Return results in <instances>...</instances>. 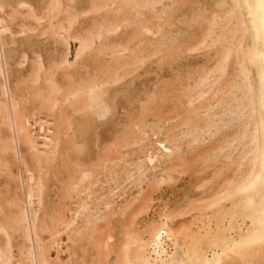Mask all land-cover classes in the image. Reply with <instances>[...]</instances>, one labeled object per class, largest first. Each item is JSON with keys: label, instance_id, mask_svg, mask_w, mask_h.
<instances>
[{"label": "bare ground", "instance_id": "bare-ground-1", "mask_svg": "<svg viewBox=\"0 0 264 264\" xmlns=\"http://www.w3.org/2000/svg\"><path fill=\"white\" fill-rule=\"evenodd\" d=\"M60 1L63 0H51L48 13L56 16L60 12L62 14L64 8ZM178 1L97 0L90 14H110L112 20L106 24L101 21L95 31L81 37L78 32L77 37L70 34L77 17L68 16L67 22L57 24L56 21L53 23L56 16H52L51 34L63 44L64 53L51 68H46V62L43 63L40 55L35 53L37 58L33 60L29 75L20 81L21 85L26 86L20 89V93L17 89L18 94L11 85V69L5 54L6 38H15V32L5 18L7 13L4 15L6 2L0 0V176H6L7 181L14 185L13 195L10 194V198L6 200L8 213L0 206V264H264V0H207L212 2L210 10L199 5L201 0H196L197 8L188 15L190 18L185 22L182 19V32H174L175 26L167 23V16H172L171 9ZM30 5L21 2L18 6L26 10L27 17L38 22L35 10ZM179 8L180 11L182 7ZM20 11L14 9L12 16L16 18ZM68 12L65 9V13ZM97 15L92 16L96 19L101 16ZM131 25L136 26V32L128 44L105 47V40L109 36L113 39V34ZM193 26L202 31L200 39H196L193 47L190 44L191 48L187 45L189 48L185 47L183 51L182 48L176 49L175 53L181 51L184 54L185 50L190 49L186 51L190 57V51L199 56L201 52L198 54V51L212 52L209 62L206 61L210 65L205 66V62V67L198 71L195 69L196 77L192 75L195 79L190 85L184 82L186 86H181V81V88L177 89L175 82V94L170 87H165L168 92L171 90V99L166 98L169 95H164L165 99L157 91L161 100H171V104L174 103V106L171 105L174 111H181L180 116L177 112L181 119L179 122V117L177 118L180 128L175 131L171 126V130L162 126L161 123L167 117L170 119L167 114V117H162V122H153L156 120L154 119L148 125L145 119L151 115L148 111L152 113L153 110L147 109L143 104L139 116L132 113L138 117L131 116V120L122 124L113 138L106 140L108 143L102 147V153L100 150L101 155L88 163L81 162L75 157V153V159H71L73 157L69 154L70 151L72 153L79 146L72 129L73 122L76 128L79 126L74 117L85 118L94 124L113 120V102L109 98L112 87L115 88L114 85L126 80V76H132L131 73L137 72L151 56L171 50L169 47L173 48L172 45L183 35V31ZM71 40H76L77 46L70 61L68 56ZM174 49L172 56L175 54ZM92 54L108 58L107 65L100 74H90V78L70 85L57 80L60 71L63 78L70 79L72 75L69 71L76 67V63ZM25 55L16 63L18 71L26 63ZM164 59L169 60L168 57ZM65 79L63 80L66 81ZM168 83L166 84L169 85ZM162 89L164 91V87ZM156 99L150 101L149 98L148 105H151L149 101L153 105ZM165 103L161 106H166ZM174 111H171L172 117H175L173 114L176 115ZM132 117L135 119L132 120ZM206 144H210L208 149L203 147L201 151V147ZM67 145L71 148L70 151L67 150ZM131 150L138 153H135L136 157L134 155L135 159L132 161L129 156L128 161L126 155ZM186 151L190 155L182 156ZM194 163L202 167L199 166V170L196 166L199 174L207 173L196 185V194L181 207L172 208L163 203L164 206L157 205L159 210L155 215L153 212L151 217L147 216L150 211L147 210V204L151 201L149 196L152 197L159 190L156 186L159 188L160 185L164 186V183L177 179L179 176L176 178L175 173L180 175L195 171L192 177L197 175L198 171L190 170ZM57 166L59 168L56 169ZM196 167L194 166L195 169ZM50 177L56 181L54 201L47 199V182ZM121 177H124L125 184L129 180L134 188L136 186L139 191L143 190V195L146 190L143 184L152 180L150 185L155 184L157 192L153 190V185L149 187L148 184L150 191H155H152L154 194L146 191L149 199H143L137 193L140 198L131 196L134 198H131L132 202L129 199L130 202L125 206H118L121 216V213L132 208V203L136 206L138 199L140 202L144 200L138 205L135 214L133 211L132 216L128 214L130 220L126 217V223L120 222L124 226L116 228L119 230L116 232L112 228L111 219L110 226L107 219L116 213L117 200L112 196L119 188L118 181H122ZM189 177L191 178L190 175ZM1 187L4 188V185ZM140 215L146 217L139 221ZM114 220L113 223L116 224ZM62 235L70 243L65 251L61 249ZM16 238L21 239L17 245ZM52 251H55L54 257ZM62 252L67 253L66 260L64 256V259L61 257V254L64 255Z\"/></svg>", "mask_w": 264, "mask_h": 264}, {"label": "rangeland", "instance_id": "rangeland-1", "mask_svg": "<svg viewBox=\"0 0 264 264\" xmlns=\"http://www.w3.org/2000/svg\"><path fill=\"white\" fill-rule=\"evenodd\" d=\"M14 1H15V3H14ZM50 1L51 0H3V3H5L4 5L6 6L5 7V11H4V15H5V18L7 19V21H8V23L10 24V26L12 27V30H13V32H15V38H13V37H7L6 38V46H5V54H6V58H7V61H8V63H9V68L11 69L10 70V79H11V85H12V87L13 88H15V91H16V93H18V91H19V93L21 92L20 91V89H24L25 88V84H22L21 85V82L20 81H22V80H24L28 75H29V73H30V70H31V66L33 65V60H35L36 58H37V55H35V53L37 54H39L40 55V57H41V60L43 61V63L44 62H46V64L44 63V65H45V67L46 68H51L52 67V65L54 64V63H56V61H58L59 59H60V57L62 56L61 54H63L64 53V46H63V44L62 43H60V41L58 40V39H56L55 37H54V35H52L51 34V27H50V19H51V17L52 16H56L55 14H50V13H48V7H49V5H50ZM72 1V0H71ZM71 1L70 0H63V1H60L61 2V5H62V8H64L63 9V11H62V14H61V12L56 16V18L53 20V23L55 22V23H57V24H61V23H64V22H67V18H68V16H75V17H77L78 19H76L77 21L72 25L73 27H71L72 29H71V31H70V34H72V36L73 37H77V32H78V36L79 37H81V36H85V35H87V34H89V33H91L92 31H95L97 28H98V26H99V24H101V21H102V23H104V24H106L109 20H112V17H111V15L110 14H107L106 15V13H105V16H104V13H97L98 15L100 14L101 16H98L96 13L94 14H90V13H92L91 11V9H92V6L94 5V3L97 1V0H73L72 1V3L73 2H75L74 3V5L71 3ZM9 2V3H8ZM21 2H26V3H28L29 5H30V3H31V5H32V8L35 10L34 12H35V14L37 15V18L39 19V21L37 22L36 20H34V19H31V18H29V17H27L26 16V10H24V8H20L18 5L21 3ZM183 2H185V3H183ZM194 3V4H193ZM179 4V5H178ZM183 4V5H182ZM184 4H185V6H184ZM210 4H212V2L211 1H207V0H201V3L199 4V5H202V6H206L205 8H207L208 10H210L209 8L210 7H212V6H210ZM12 5V6H11ZM30 5V6H31ZM69 5V6H68ZM88 5V6H87ZM178 5V6H177ZM193 7H192V6ZM196 5V6H195ZM10 6L12 7V8H10ZM74 6V7H73ZM182 7L181 8V10L179 11V7ZM208 6V7H207ZM69 7H71L70 9H69ZM72 7H73V9H72ZM78 8L79 9V11H77L78 9H76V8ZM87 7H89V8H87ZM176 9H175V8ZM192 7V8H191ZM7 8V9H6ZM173 9H171L172 10V12H171V14H172V16H167L168 18V22L167 23H169V24H171V25H174L175 27H174V32H176V31H181L182 32V30H183V25H182V23H183V21H182V19H184V22L185 21H187L189 18H190V16H188L189 14H191L196 8H197V1L196 0H179L178 1V3L177 4H175V5H173V7H172ZM179 8V9H178ZM189 8V9H188ZM14 9H19V11H20V14L18 15V16H16V18H15V16H12V11L14 10ZM65 9L67 10V14L65 13ZM178 9V10H177ZM212 9V8H211ZM23 10H24V12H23ZM76 10V11H75ZM188 10V11H187ZM75 13H74V12ZM71 12V13H70ZM79 12H80V14H79ZM73 13V14H72ZM85 14H87V15H85ZM89 14V15H88ZM181 14V15H180ZM63 15H64V17H63ZM66 15V16H65ZM80 15V16H79ZM93 15V16H98V18L96 19V17H91V16ZM184 17H183V16ZM21 16V17H20ZM23 16H25V17H23ZM42 16H44L43 17V19H42ZM61 16V17H60ZM79 16V17H78ZM85 16V17H84ZM108 16V17H107ZM174 16V17H173ZM59 17V18H58ZM82 17V18H81ZM88 17V18H87ZM90 17V18H89ZM102 17H103V19H102ZM111 17V18H110ZM148 17H150V16H148ZM171 17V18H170ZM181 17V18H180ZM25 18V19H24ZM48 18V19H47ZM63 18V19H62ZM106 18V19H105ZM170 18V19H169ZM176 18V19H175ZM179 18V19H178ZM186 18V19H185ZM59 19H62V20H59ZM99 19V20H98ZM166 19V20H167ZM177 19H178V21H177ZM16 20V21H15ZM27 20H28V22H27ZM90 22H89V21ZM95 20H97V21H95ZM176 20V21H175ZM181 20V21H180ZM19 21V22H18ZM43 21H45V22H43ZM88 21V22H87ZM93 21H95V22H93ZM99 21V22H98ZM103 21H105V22H103ZM170 21V22H169ZM173 21V22H172ZM176 22V24H178V25H176L175 24V22ZM16 22V23H15ZM47 22V23H46ZM172 22V23H171ZM12 23V24H11ZM22 23H23V27H21L22 26ZM28 23V24H27ZM40 23V24H39ZM42 23H44V24H42ZM77 23V24H76ZM31 24H32V26H31ZM66 24V23H65ZM88 24V25H87ZM94 26H93V25ZM40 25H41V27H40ZM75 25V26H74ZM91 25V26H90ZM26 28H25V27ZM28 26H29V28H28ZM42 26H44V27H42ZM57 26V25H56ZM79 26V27H78ZM132 26V27H131ZM130 27H127V28H124V29H126V31H127V33H126V31L124 30V29H121L120 31H118V33H116L115 35L113 34L112 36H113V39H111L112 37L111 36H109L108 38H107V40L109 41H107V40H105V47H116V45L117 46H125L126 44H128L131 40H132V36L134 35V33L136 32V26L135 25H131ZM33 27V28H32ZM76 27V29L78 30H76V29H74ZM78 27V28H77ZM134 27V28H133ZM178 27V28H177ZM19 28V29H18ZM28 28V29H27ZM37 28V29H36ZM42 28H43V30H42ZM55 28V27H54ZM82 28V29H81ZM92 28V30H90ZM131 28V29H130ZM176 28V29H175ZM33 29H34V31H33ZM85 29V30H84ZM199 29V30H198ZM22 30H24V32H20V31H22ZM32 30V32H30V31ZM39 30H40V32H39ZM48 30H50V32H48ZM76 30V31H75ZM87 30H89V31H87ZM123 30V31H122ZM197 30V31H196ZM26 31V32H25ZM81 31H83V32H81ZM125 31V32H124ZM196 32V34H195V32ZM20 32V33H19ZM36 32V33H35ZM39 32V33H38ZM47 32V33H46ZM74 32V33H73ZM79 32H81L80 34H79ZM87 32V33H86ZM124 32V33H123ZM194 32V33H193ZM27 33V34H26ZM30 33V34H29ZM34 33V34H33ZM46 33V34H45ZM120 33V34H119ZM201 33H202V31H200V28H198L197 26H193V27H190L189 29H186L185 31H183V35L182 36H180L174 43L175 44H173L172 46H173V48L172 47H169V48H171V50L169 51V50H167L166 51V53H168V55H166V53H160V54H157V55H154V56H151L147 61L148 62H146L142 67H139L138 69V71L137 72H135V71H133L131 74H132V76H130L129 77V75H128V77L126 76V80L124 79L123 81H122V83H118L117 85H114V87L116 86H118L116 89L115 88H113L112 87V90L113 91H111V92H109V94H110V96H109V98H111L112 100V102H113V109H114V118H113V120H110V121H106V122H99V124L96 122L95 124L94 123H91L89 120V122L87 121V119H85V118H79L78 116V118L75 116L74 117V121H75V119H76V121H75V123H76V125L78 124L79 126H77L78 128H76L75 127V124H74V122H73V126H72V129L74 130V132H75V136H76V140H77V142L79 143V148H81V150L78 148V147H76V149H75V151L73 150V152L71 153V148H69V145H67V150H69L70 151V155H71V157H73V158H71V159H75V157L77 158L78 157V159L81 161V162H84V163H88L89 161H91V160H93V159H95L96 158V156L97 155H101L100 154V150H101V153H102V149L104 148V146H105V144L106 143H108L107 141H109L111 138H113V136H115V134L116 133H118L119 131H120V128L123 126L122 124H125L126 122H128L127 120H131V116H134V117H138L139 115H140V112L142 111V107H141V105H143L144 104V106L145 107H147V109L148 108H150V110H153V112L155 113H151V111H148L149 112V114H153L152 116L151 115H149L150 117H148V116H146V121H147V124L148 125H150V123L149 122H152V120H154V119H156L155 121H153V122H162V120H163V118L164 117H167V116H170V119L167 117V119L166 120H164L163 121V123H161L162 124V126H164V128H169L170 130H171V128H173L175 131L176 130H178V128H180V125L178 124L179 122H180V114H181V111L180 110H175L176 111V115L175 114H173V116H175V117H172V113H171V111L173 112L174 111V108L172 107V106H174L173 104H171V100L170 101H167V105H166V101H163V100H161L162 99V97H164L165 98V96L164 95H169V96H167L166 98H168L169 97V99H171L170 98V96L171 95H173L172 93H171V90H172V92H173V90H174V88H176V86H177V89L178 88H181V86H183V84H184V82L185 83H187V85H190V84H192L193 82H194V77H196V72L198 71V69H200V68H202L203 66H204V64H205V62L206 61H208V58L212 55V52H209V51H207V53H204V52H206V50H203V53H202V51H198V54H200L199 52H201V54H200V56L199 55H197L196 54V52H192V51H190V57H189V55H188V52L186 53V51H189L187 48H189L187 45H189L190 46V48H191V45L190 44H193L192 45V47L195 45V43L200 39V37H201ZM22 34H25V35H22ZM47 34H49V35H47ZM128 34H129V36H128ZM192 36H191V35ZM194 35V36H193ZM196 35V36H195ZM185 36V37H184ZM186 36H187V38H186ZM53 37V38H52ZM111 37V38H110ZM125 37H126V39H125ZM20 38H22V39H20ZM55 38V39H54ZM183 40H182V39ZM12 39V40H11ZM32 39V40H31ZM41 39V40H40ZM188 39V40H187ZM189 39H192V40H189ZM196 39H197V41H196ZM56 40V41H55ZM117 40V41H116ZM182 40V41H181ZM74 40H71L70 41V55L68 56V58H69V60L71 61L72 59H73V55H74V51L76 50L75 48H76V46H77V42H76V40L73 42ZM184 41H186V43L184 42ZM191 41V42H190ZM108 42V43H107ZM124 42V43H123ZM178 42V43H177ZM180 42H181V44H180ZM189 42V43H188ZM193 42V43H192ZM60 43V44H59ZM106 43H107V45H106ZM116 43V44H115ZM119 43H121V44H119ZM188 43V44H187ZM25 44V45H24ZM114 44V45H113ZM134 44V43H133ZM182 44H186L185 46L184 45H182ZM180 45H181V47H180ZM21 46V47H20ZM175 46V47H174ZM177 46V47H176ZM184 46V47H183ZM17 47V48H16ZM49 47V48H48ZM185 47H187L186 49L187 50H185V53L183 54V52L181 53V51H183V48L185 49ZM16 48V49H15ZM19 48V49H18ZM175 48V49H174ZM181 48H182V50H181ZM173 49H174V53H175V51H176V49L177 50H181V51H177L173 56H172V54H173ZM13 50V51H12ZM17 51V52H16ZM54 51V52H53ZM55 51H56V53H55ZM73 51V52H72ZM28 52V53H27ZM172 52V53H171ZM13 53V54H12ZM26 55H25V54ZM181 53V54H180ZM163 54V55H162ZM169 54H171V56L169 55ZM183 54V55H182ZM191 54H196L195 56H191ZM208 54V55H207ZM19 57H18V56ZM23 55H25V57H27L26 59V63H25V65L22 67V69H20V71H18L19 70V67H17L16 66V63L21 59V57L23 56ZM31 55V56H30ZM38 55V56H39ZM43 55V56H42ZM160 55V56H159ZM165 55H166V57H165ZM181 55H182V57H181ZM186 55V56H185ZM203 55V56H202ZM57 56V57H56ZM163 56V57H162ZM175 56V57H174ZM188 56V57H187ZM197 56V57H196ZM49 57V58H48ZM87 57H88V59H87ZM87 57H85V58H83L84 59V61H83V59H81V61H79V62H77L76 64V67L74 66L70 71H69V73H70V75H72V77L70 78V79H65V78H63V76H62V74H61V71L60 72H58V74H57V80L60 82V83H62L63 84V82H64V84L65 85H70V84H72L73 82L74 83H79L78 81H83V80H86V79H88V78H90L91 76H95L96 74H100L101 73V71L103 70V68L104 67H106V65H107V60H108V58L107 57H105L104 59L102 58V57H97V56H95V55H93L92 54V56L91 55H88ZM91 57V58H90ZM155 57H156V59H155ZM158 57V58H157ZM169 58V60H170V62H169V60H166V59H164V58ZM171 57H173V58H175L176 59V61L174 60V59H172ZM184 57V58H183ZM187 59H186V58ZM194 57H196V59L194 58ZM201 57H202V59H201ZM206 57V58H205ZM16 58V59H15ZM45 58H46V60H45ZM154 58V59H153ZM11 59V60H10ZM14 59V60H13ZM53 59V60H52ZM57 59V60H56ZM95 59V60H94ZM97 59H99V60H97ZM151 59V60H150ZM161 59L163 60H166V61H161ZM184 59V60H183ZM199 59H200V61L201 62H199ZM15 60H17V61H15ZM32 60V61H31ZM87 60V61H86ZM91 60V61H90ZM93 60V61H92ZM101 60V61H100ZM171 60H173V61H171ZM195 60V61H194ZM10 61H11V63H10ZM105 61V62H104ZM153 61V62H152ZM155 61V62H154ZM161 61V63H159ZM175 61V62H174ZM186 61V62H185ZM192 61V62H191ZM48 62L50 63V64H48ZM80 62H81V64L83 65V67L81 68V64H80ZM97 62V63H96ZM172 62V63H171ZM173 62H174V64H173ZM180 62V63H179ZM182 62H183V64H182ZM188 62V63H187ZM209 62V61H208ZM30 63V64H29ZM85 63V64H84ZM93 63V65H91ZM96 63V64H95ZM101 65H100V64ZM152 63V64H151ZM163 63V64H162ZM165 63V64H164ZM166 63H167V65H168V67H167V65H166ZM168 63H170V64H168ZM195 63V64H194ZM198 63V64H197ZM200 63V64H199ZM160 64H162L161 66H159ZM174 66H173V65ZM178 64H182V66H180V65H178ZM186 64V65H185ZM188 64V65H187ZM203 64V65H202ZM208 64V65H207ZM28 65V66H27ZM88 65H91V66H89L88 67ZM175 65H177V66H175ZM185 65V66H184ZM194 65V66H193ZM195 65H196V67H195ZM210 65V63H207L206 62V64H205V66H209ZM12 66V67H11ZM88 68H87V67ZM166 66V67H165ZM199 66V67H198ZM204 66V67H205ZM14 67H16V68H14ZM80 67V68H79ZM91 67V68H90ZM165 67V68H164ZM175 67V68H174ZM188 67V68H187ZM27 68V69H26ZM77 69L76 71H75V69ZM79 68V69H78ZM83 68L85 69V70H83ZM142 68V69H141ZM164 68V69H163ZM167 68V69H166ZM171 68V69H170ZM177 68V69H176ZM185 68V69H184ZM15 69H16V72H15ZM26 69V70H25ZM88 69H89V71H88ZM140 69H141V71H140ZM145 69V70H144ZM149 69V70H148ZM194 69V70H193ZM197 71H196V70ZM74 72H73V71ZM96 70V72H94ZM156 70V71H155ZM174 70V71H173ZM188 70V71H187ZM71 71H72V73H71ZM80 71H82L81 73H79ZM170 71V72H169ZM177 71V72H176ZM188 73H187V72ZM191 71V72H190ZM196 71V72H195ZM75 72H77V74L75 73ZM93 72V73H92ZM135 72V73H134ZM89 73V74H88ZM133 73H134V75H133ZM180 75H179V74ZM187 73V74H186ZM189 73H190V76H188L189 75ZM13 74V75H12ZM61 76H60V75ZM80 74V75H79ZM81 74H83V76H87L86 78L85 77H82V75ZM90 74H91V76H90ZM153 74V75H152ZM19 75V76H18ZM78 76V78H76L77 76ZM89 75V76H88ZM158 75V76H157ZM176 75V76H175ZM184 75V76H183ZM194 77H193V76ZM14 76V77H13ZM145 76V77H144ZM180 76H182V77H180ZM188 76V77H187ZM192 76V77H191ZM16 77V78H15ZM60 77V78H59ZM73 77H75V78H73ZM165 77V78H164ZM178 77V78H177ZM187 77V78H186ZM189 77H191V78H193L192 80H191V78H189ZM19 78V79H18ZM80 78V79H79ZM81 78H82V80H81ZM182 78H183V80H182ZM184 78H185V80L186 81H184ZM189 78V80L187 81V79ZM63 79H65L66 81H68V82H70V81H72L71 83H68V82H66V81H64ZM160 79H162V82H161V80ZM164 79H166V80H164ZM174 81H172V80ZM177 79H179L180 80V82L177 80ZM63 80V81H62ZM167 80H168V82H169V80H170V83H168L167 82ZM179 82V83H177V81ZM76 81V82H75ZM124 81H125V83H124ZM141 81H143V82H141ZM160 81V82H159ZM181 81H183L182 82V85L180 84L181 83ZM190 81V82H189ZM156 82V83H155ZM157 82H159V85H158V83ZM165 82V83H164ZM172 82V83H171ZM175 82H176V86H175ZM189 82V83H188ZM192 82V83H191ZM124 83V84H123ZM166 83H168L169 85H167ZM17 84V85H16ZM155 84V85H154ZM164 84H166V85H164ZM173 84H174V86H173ZM179 84L181 85V86H179ZM24 85V86H23ZM141 85V86H140ZM153 85V86H152ZM163 85V86H162ZM23 86V87H22ZM151 86V87H150ZM155 86V87H154ZM159 86V87H158ZM160 86H161V88H160ZM167 86L168 87H170V89H169V92L167 91L168 89H165V87L167 88ZM184 86H186L185 84H184ZM134 87V88H133ZM164 87V91H163V88ZM154 88V89H153ZM17 89H18V91H17ZM118 89V90H117ZM122 89V90H121ZM141 90V91H140ZM159 90V91H158ZM180 90V89H179ZM120 91V92H119ZM134 91V92H133ZM152 91H154L153 93H151ZM157 91L158 92H161V96L162 97H160V96H157L158 94H157ZM166 91V92H165ZM149 92H150V94H149ZM164 92V93H163ZM18 93V94H19ZM119 93H121V95H119ZM167 93V94H166ZM174 93V92H173ZM180 93V92H179ZM175 94V93H174ZM181 94V93H180ZM139 95V96H138ZM150 95V96H149ZM154 95V96H153ZM118 96H120L119 98H118ZM153 98H152V97ZM123 97V98H122ZM139 97V98H138ZM142 97H144L143 99H142ZM148 97V98H147ZM157 97H159V99L158 100H160V101H158L156 98ZM121 98V99H120ZM149 98H150V101H152V100H155L156 99V101L154 102V104L152 105V103L149 101V103L151 104V105H148V100H149ZM165 98V99H166ZM118 101H117V100ZM164 99V100H165ZM168 99V100H169ZM125 100V101H124ZM140 100H141V102H143V103H141L140 102ZM144 100V101H143ZM116 101V102H115ZM138 101H139V103H138ZM161 101H163V102H161ZM145 102H147V103H145ZM159 102V103H158ZM125 103V104H124ZM129 103V104H128ZM159 104L160 105V107H163V106H161L162 104H164L165 103V105L166 106H164L163 108H160L159 107V105H158V108H159V111H161V112H159L158 111V108H157V105L156 104ZM119 105L118 107H117V105ZM145 104H147V105H145ZM138 105V107H136V106ZM169 105H170V107H169ZM172 105V106H171ZM125 107V108H124ZM157 108V113H156V108ZM154 108V109H153ZM139 109V110H138ZM176 109V108H175ZM138 111V112H137ZM169 111H170V114H169ZM175 111H174V113H175ZM119 112V113H118ZM125 112V113H124ZM134 112V113H133ZM166 112H168V113H166ZM177 112H178V115H177ZM137 114L138 116H136V115H133V114ZM124 114H125V116H124ZM159 114V115H158ZM161 114H162V116H161ZM166 114H167V116H166ZM127 115V116H126ZM158 116V117H157ZM161 117V120L159 119L160 117ZM164 116V117H163ZM129 117V118H128ZM134 117H132V120L133 119H135ZM153 117V118H152ZM163 117V118H162ZM172 117V118H171ZM179 117V122H178V118ZM118 118V119H117ZM148 118V119H147ZM151 118V119H150ZM175 119H177V120H175V122H174V120ZM122 120V121H121ZM167 120H169L168 122H166ZM172 120V121H171ZM88 122V123H87ZM152 122V123H153ZM167 124H166V123ZM170 122H172L171 124H170ZM83 123V124H82ZM85 123H86V126H85ZM115 123H116V125H115ZM151 123V124H152ZM89 126H88V125ZM94 124V125H93ZM164 124V125H163ZM178 124V125H177ZM80 125H81V127H80ZM168 125V126H167ZM83 126L85 127V128H83ZM88 126V127H87ZM108 126V127H107ZM115 126V127H114ZM170 126H171V128H170ZM177 126V129L175 128ZM117 127V128H116ZM82 128H83V130H82ZM87 128H88V130H87ZM102 128V129H101ZM108 128V129H107ZM94 129V130H93ZM98 129V130H97ZM104 129V130H103ZM172 129V131H174ZM77 130V131H76ZM87 130V131H86ZM115 130V131H114ZM169 130V131H170ZM97 131V132H96ZM109 131V132H108ZM172 131H170V132H172ZM77 132V133H76ZM83 132V133H82ZM94 132H96V135H95V133ZM100 132V133H99ZM116 132V133H115ZM84 134V135H83ZM79 135V136H78ZM86 135V136H85ZM78 136V137H77ZM101 136V137H100ZM83 137V138H82ZM98 137V138H97ZM86 139V141H85V139ZM80 139V140H79ZM83 139V140H82ZM96 140V141H95ZM107 140V141H106ZM83 141V142H82ZM101 141V142H100ZM95 144V145H94ZM93 145V146H92ZM210 144H206L205 146H202L201 147V151H202V149H203V147L205 148V149H208V147L207 146H209ZM100 146V147H99ZM83 147L85 148V149H83ZM94 147V148H93ZM97 147H98V149H97ZM103 147V148H102ZM91 148H92V150H91ZM204 149V150H205ZM83 150V151H82ZM68 151V152H69ZM76 151H78V154H77V152ZM81 151V152H80ZM85 152H87V153H85ZM93 152V153H92ZM131 153H129L128 155H126V156H128V157H126V159H128V161H132V160H134L135 158H133L134 157V155H135V153L137 152L138 153V151H130ZM187 152V153H186ZM185 153H183L182 154V156H184V155H186V156H189L190 155V152H188V151H186ZM74 153H75V157H74ZM98 153V154H97ZM134 153V154H133ZM137 153H136V155H137ZM78 155V156H77ZM136 155H135V157H136ZM87 156H89V157H87ZM94 156V157H93ZM121 156V155H120ZM129 156H130V160H129ZM87 157V158H86ZM122 157V156H121ZM88 158H89V160H88ZM86 161H85V160ZM195 164V163H194ZM192 166V165H191ZM191 166H190V168H191ZM195 167L196 166H198V168H199V170H200V167H201V165H194ZM194 166L190 169V170H196V171H198L197 172V175L195 176H193L192 177V175L194 174V173H196L195 171L193 172V171H191V172H193V173H190V171H187L186 173H183V174H177V173H175L174 174V176L177 178L178 176V178L177 179H175L174 181H171V182H167V183H164L165 185L163 186V185H160L161 186V188H160V186H159V188L155 185V184H152L153 185V187H152V185H150L151 184V182H152V180H147L146 182L147 183H145V185L143 184V187L146 189L145 191H144V195H143V190H140L139 191V189L135 186V188H134V185L133 184H131V183H129L130 181L128 180L127 181V179H125L127 182H126V184H125V182L123 181V179H124V177H121V179H122V181L120 180V181H118V183H120V185H119V188L117 189V190H115L114 192L116 193V191H117V195L114 193V196H112V198H115V200H117V201H115L114 199H113V202L115 201L116 203L115 204H117L116 205V213H114V215L112 214H109V215H111V216H109L108 217V219L107 220H109V219H111V221H112V225H113V230H115L116 232H119V230H117V229H121V227L122 226H124V224L122 225V223H126V219H128V220H130V215H131V212L133 211V213L135 214L137 211H135L139 206L138 205H141V202H144V200L142 201L141 200V202H140V199H138L137 201H139V202H137L138 204H136V206H133L134 205V203H132V208H130L129 209V211L128 212H125V213H127L126 215H124L125 213H121V216H120V211H118L119 209H118V206H125V204H127V203H129L130 202V200H131V202H132V199H134L133 197L135 196V197H138V198H140V196H138V194H140L141 196H143V197H141V199L143 198V199H149V198H147V196H149L148 195V193L147 192H149V193H151L153 190H155V186H156V189H159L158 190V193H156V194H154L155 193V191H153L152 192V194H154V195H152V197L151 196H149L150 198H151V201H147L148 202V204H147V206H148V209L147 210H150L146 215L147 216H152L153 214V212H154V215H155V212L156 211H158L159 209V207L158 206H162L163 204L165 205V206H168V207H178V206H182L184 203H185V201L187 200V199H190V198H192L191 196H193V194H196V192H197V190L195 189V187H196V185L199 183V181L201 180V179H203V178H205L207 175V173L204 175V174H202V173H204V172H201V174H202V176H201V174H199L200 172H199V170H197L198 168L196 167V169L194 168ZM200 166V167H199ZM57 168H59L58 166L56 167V169ZM202 168V167H201ZM187 170H189V169H187ZM202 171H204V170H202ZM190 173V174H189ZM184 174H186V176L184 175ZM184 175V176H183ZM189 175L191 176V178L189 177ZM182 176V177H181ZM5 177L6 176H4V175H2V177L0 176V206L3 208V210L5 211V210H7L6 211V213H8V209H9V207H8V205H7V201L6 200H8L9 198H10V194H11V196L13 195V193H14V185L8 180L7 181V177H6V181H5ZM174 177V178H175ZM51 177L50 178H48V188H47V190H48V192H47V194H48V196H47V199H49V200H55L54 199V193H56V188L54 187V186H56V181L54 180V179H51ZM181 179V180H180ZM193 180V181H192ZM51 181V182H50ZM5 182V183H4ZM7 182V183H6ZM124 182V183H123ZM174 182V183H173ZM4 183V184H3ZM168 183H170V185L171 186H169V184ZM171 183H173V185L171 184ZM9 184V185H8ZM150 186H149V185ZM166 184H168V185H166ZM192 184H194V185H192ZM1 185L3 186L4 185V188L3 187H1ZM132 185V186H131ZM176 185V186H175ZM189 185H190V187H189ZM11 186V187H10ZM121 186H123V187H121ZM131 186V187H130ZM152 187L153 188V190L152 191H150V189H149V187ZM168 186V187H167ZM172 186H174V187H172ZM130 187V188H129ZM147 187V188H146ZM183 187H184V189H183ZM55 188V189H54ZM124 190V192H125V194H124V192H123V190ZM172 188V189H171ZM4 189H5V191H6V193H5V191H4ZM122 191H121V190ZM128 189V190H127ZM133 189V190H132ZM135 189V190H134ZM147 189H149V191L147 190ZM177 189V190H176ZM189 189V190H188ZM10 190V191H9ZM138 190V191H137ZM161 190H162V192H161ZM130 193H129V192ZM134 191V192H133ZM147 191V192H146ZM187 191V192H186ZM50 192V193H49ZM141 192H142V194H141ZM146 192V193H145ZM157 192V191H156ZM174 192H176V193H174ZM189 192H190V194H189ZM194 192V193H193ZM121 195H120V194ZM136 195H135V194ZM138 193V194H137ZM119 194V195H118ZM146 194H147V196H146ZM5 195H6V199H4V197H5ZM51 195V196H50ZM184 195H187L188 196V198H187V196H184ZM131 196H133V197H131ZM122 197V198H121ZM146 197V198H145ZM132 198V199H131ZM153 198V199H152ZM186 198V199H185ZM119 199V200H118ZM130 199V200H129ZM178 199V200H177ZM184 199V200H183ZM182 200V201H181ZM126 201H128V202H126ZM153 201V202H152ZM178 201H180V202H178ZM184 201V202H183ZM119 202H121L120 204H119ZM150 202H152V203H150ZM176 202V203H175ZM135 203H136V201H135ZM140 203V204H139ZM150 203V204H149ZM163 203V204H162ZM177 203H179L178 205H177ZM115 204H113V205H115ZM123 204V205H122ZM152 205V206H151ZM158 205V206H157ZM163 205V206H164ZM152 207V208H151ZM155 208V209H154ZM131 210V211H130ZM111 211H113V209H111ZM106 212H109V211H106ZM119 212V213H118ZM130 212V213H129ZM116 214H117V216H116ZM128 214H130L129 216H128ZM146 215H144L145 217H146ZM115 218L116 217V219L114 220L113 219V217ZM132 216V215H131ZM143 215L141 216H139L138 217V219H139V221H142L141 219H144L145 217H144ZM112 217V218H111ZM118 217V218H117ZM119 217H121V220L119 219ZM126 217H128V218H126ZM142 217V218H141ZM0 218H1V216H0ZM126 218V219H125ZM114 220V222H116V224L115 223H113V220ZM119 219V220H118ZM125 219V220H124ZM137 219V220H138ZM123 220V221H122ZM127 220V221H128ZM183 220V219H182ZM182 220H180V221H182ZM109 223V226H110V220L108 221ZM120 222H122V223H120ZM128 223V222H127ZM118 225H120V227L118 226ZM122 225V226H121ZM114 226H118V227H115L114 228ZM117 228V229H116ZM62 238H63V242H62V247H61V249L62 250H64L65 251V249H66V246H68L69 244L67 243L68 241L66 240V238H65V236L64 235H62ZM19 240V241H18ZM20 241H21V239L20 238H16V240H15V244L17 245V243H20ZM65 243H67V244H65ZM63 246H65V247H63ZM52 253H53V257L55 256V251H52ZM62 253H64V255L63 254H61V257L64 259V257H65V259L64 260H66V255H67V253L66 252H62ZM64 256V257H63Z\"/></svg>", "mask_w": 264, "mask_h": 264}]
</instances>
